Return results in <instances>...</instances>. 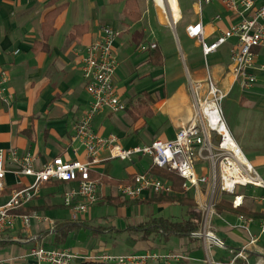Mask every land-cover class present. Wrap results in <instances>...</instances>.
<instances>
[{"label": "crops", "instance_id": "1", "mask_svg": "<svg viewBox=\"0 0 264 264\" xmlns=\"http://www.w3.org/2000/svg\"><path fill=\"white\" fill-rule=\"evenodd\" d=\"M127 1L0 0V71L7 76L3 96L8 99L6 104L0 97V149L29 151L36 157V167L54 157L85 160L83 147L74 138V126L91 102L82 75V59L104 26L121 31L113 46L118 60L114 85L126 108L119 112L106 109L98 112L92 126L99 135L114 134L123 147L172 139L176 130L190 119L192 89L205 80L208 72L226 91V96L237 89L232 104L235 116H224V120L238 147L241 149L246 142L251 144L256 131L264 130V70L259 67L264 63V47L255 50V65L249 71L255 75L257 84L248 89H242L230 71V49L235 39L226 41L204 61L191 58L184 50V46L201 47L197 39L187 35L188 25L200 22L203 40L212 43L251 11L236 13L217 1L204 5L198 0H176L179 16L175 19L168 0H129L130 4ZM253 1L256 6L264 5V0ZM179 25L183 44L176 33ZM149 43L156 44L159 62L152 60ZM142 46L146 49L141 50ZM168 70L180 73L179 82L172 89L167 87V76L163 73ZM257 85L263 86L261 91L255 90ZM99 157L104 159L107 153L104 151ZM115 160L124 171L117 178L109 174ZM248 161L264 180V153L256 152ZM151 166L149 157L108 159L95 164L91 172L123 183L135 174L147 172ZM99 180L98 201L86 212L77 214L62 203L63 191L74 183L52 181L43 185L36 197L17 213L41 214L53 224L32 219L28 228L19 220L8 226L0 235V249L7 244L13 246L10 264H18L17 257L36 244L68 248L84 256L180 251L187 258L172 264H205L201 239L163 232L149 223L157 217L170 221L184 219L186 210L176 200L148 193L137 200L124 199L117 194V184ZM31 181V177L7 173L5 187L0 190V205L7 201L13 189ZM205 188L200 185L197 193L193 190L185 193L197 203V199H204ZM173 194L174 190L167 196ZM237 195L242 196V204L234 207L233 195L218 192L216 203L226 198L234 211H221L211 221L214 233L226 246L234 248L241 246L247 235L229 224L238 223V215L247 214L245 217L252 219L251 233L258 235L259 219L264 215V202L257 199L264 195L263 188L239 187ZM236 208L246 214L237 212ZM210 257L223 260L228 252L215 247ZM263 258L264 235H261L249 254V261L254 263Z\"/></svg>", "mask_w": 264, "mask_h": 264}, {"label": "built area", "instance_id": "2", "mask_svg": "<svg viewBox=\"0 0 264 264\" xmlns=\"http://www.w3.org/2000/svg\"><path fill=\"white\" fill-rule=\"evenodd\" d=\"M213 1L219 2L227 10L236 13L251 11V14L231 24L212 43L203 40L200 22L188 25L186 33L200 42L204 57L215 52L226 41L235 39L230 49V71L239 81L240 87L248 89L256 81L255 75L249 71L255 65L253 49L264 47V5L256 6L253 0H198L204 5ZM120 33L117 28L104 26L100 37L89 44L82 59V75L91 102L84 116L74 126V138L83 147L85 160L54 157L36 167V157L31 152L20 153L15 148L7 151L0 149V190L5 187V176L9 172L16 177L32 178L29 184L13 189L7 201L0 205V235L8 226H13L16 220L25 228L29 227L32 219L53 224L50 218L41 214L17 213L18 209L36 197L46 183H74L63 191L62 203L72 213H83L99 198L100 182L90 176L95 164L108 159L124 161L141 156L149 157L152 166L167 169L180 177L183 180V192L193 190L197 193L200 185L206 186L204 199H197L201 210L200 226L189 234L203 241L205 264H264V258L254 263L249 261V254L259 237L264 235V215L259 219L258 235L251 233L252 219L249 217L240 214L238 223L229 224L231 228L242 229L247 235L242 245L235 248L225 245L214 233L211 223L212 218L218 216L214 210V197L218 192L233 195L232 205L237 207L242 204V196L237 195V189L246 186L264 189V180L233 139L221 108L226 91L215 83L209 72L201 84L193 87V113L176 130L172 139H154L148 144L123 147L118 144L116 135L102 136L94 130L92 119L98 112L105 109L119 112L126 108L114 85L118 60L113 46ZM148 45L151 47L155 44ZM140 49L146 48L142 46ZM259 67L264 70V63ZM6 77L5 72L0 71V97L8 104V99L3 96ZM104 151L107 157L101 159L99 155ZM116 191L124 199L137 200L147 193L168 195L173 192V187L170 181L143 172L135 174L128 182L118 183ZM257 199L264 202V195ZM214 247L226 249L228 257L223 260L212 259L210 253ZM186 258L180 251L106 252L84 256L68 248H46L43 244H36L17 257V261L18 264H172Z\"/></svg>", "mask_w": 264, "mask_h": 264}, {"label": "trees", "instance_id": "3", "mask_svg": "<svg viewBox=\"0 0 264 264\" xmlns=\"http://www.w3.org/2000/svg\"><path fill=\"white\" fill-rule=\"evenodd\" d=\"M128 4H130V1H127ZM134 13L136 11H133ZM138 17V13L136 14V17ZM148 46V45H147ZM149 49V53L152 56V60L155 62H159L160 61V56H159V51L158 48L156 46V44L154 46H148L147 47ZM254 51L256 50V48L253 49ZM157 177L169 180L172 184L173 190H174V194L171 196H167V195H159L160 197L163 196L165 198H167V200H176L181 207H183L186 212H185V217L182 220L179 221H170L169 219H164L162 217H157V218H153L151 219V221L149 223H153L156 225L157 228L161 229L163 232H173L176 234H186L189 235L191 232L196 231L201 223V210L198 208L197 204L195 203V201L193 200V198L190 195H187V193L183 192L181 189V184H182V179L178 176H176L173 172L168 171L167 169H163V168H158V167H154L151 166L150 169L147 171ZM90 176L92 178H96L99 177L97 176V174L93 173L90 171ZM100 179H102L103 181H110L111 184H118L119 181H115V180H107V178L105 176L103 177H99ZM98 178V180H99ZM133 177H131L130 179H132ZM100 181V180H99ZM127 181V180H125ZM61 182V181H58ZM64 183V182H62ZM215 211L218 214L221 211H234V209L232 210L230 203L228 202V200L226 198H222L218 203H216L214 205ZM241 208H236L235 210L239 213H242V210H240ZM242 214H246V213H242ZM247 215V214H246ZM245 215V216H246ZM63 230L58 231L60 233L61 236H63ZM52 248H58L56 247H52Z\"/></svg>", "mask_w": 264, "mask_h": 264}, {"label": "rangeland", "instance_id": "4", "mask_svg": "<svg viewBox=\"0 0 264 264\" xmlns=\"http://www.w3.org/2000/svg\"><path fill=\"white\" fill-rule=\"evenodd\" d=\"M176 33H177V37L182 42L183 38L181 36L180 25L177 27ZM173 39L176 41V35L173 36ZM182 44H183V42H182ZM184 50L186 51L185 53H189L190 54L191 58L204 61L205 57H203V55H202L201 47L197 48V47H194V46H188V47L184 46ZM163 73H164V75L167 76V82H168L167 83V87L171 88V89L176 87L178 82H179L180 73L177 72V71L174 72V73H171L170 70L164 71ZM181 73H182V76L184 77L185 76L184 67H183L182 64H181ZM262 78L263 77L261 76L260 81H261ZM263 82H264V80H263ZM255 83H256V81H255ZM255 83H254V86L257 84V83L255 84ZM262 87L263 86L257 85L255 90L261 91ZM236 90L237 89L234 88L232 90V92L228 96L224 97L222 102H221V108H222V111H223V114H224L223 116H225V117L227 115H229L231 117L235 116V111L232 108V104L234 103V97L236 96V93H237ZM261 129L262 128H260V130L256 131V134L251 137V139L253 140L251 142V144H249V142H246L244 147H241L243 154L245 155V157L248 160H251L253 154L256 153V152L257 153H260V152L264 153V130H261ZM247 135H249L248 132H247ZM112 164H113V168L110 170L109 174L111 176H113V177H116V178L120 177L121 174H123V172H124L122 164L118 160H115V162H112ZM259 172L260 173L262 172L260 168H259ZM216 197H217V194L214 197V201L216 200ZM103 209H105V207H103ZM109 210L111 211L112 208H110ZM214 210H215V208H214ZM12 249H13V246L12 245H8V244L5 245L4 247H2V249H0V259H2V261H1L2 264H10L11 258L13 256L12 253H11ZM6 257H8V258L7 259H3V258H6Z\"/></svg>", "mask_w": 264, "mask_h": 264}, {"label": "bare ground", "instance_id": "5", "mask_svg": "<svg viewBox=\"0 0 264 264\" xmlns=\"http://www.w3.org/2000/svg\"><path fill=\"white\" fill-rule=\"evenodd\" d=\"M168 3H169V5H170V9H171V11H172L173 17H174L175 19H177L178 16H179V10H178V7H177V2H176V0H168Z\"/></svg>", "mask_w": 264, "mask_h": 264}]
</instances>
